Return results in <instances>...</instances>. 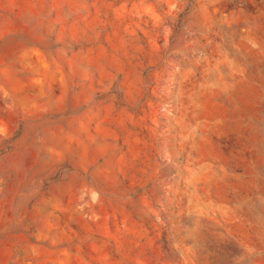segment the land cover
I'll return each mask as SVG.
<instances>
[{"label": "rangeland", "instance_id": "1", "mask_svg": "<svg viewBox=\"0 0 264 264\" xmlns=\"http://www.w3.org/2000/svg\"><path fill=\"white\" fill-rule=\"evenodd\" d=\"M0 264H264V0H0Z\"/></svg>", "mask_w": 264, "mask_h": 264}]
</instances>
